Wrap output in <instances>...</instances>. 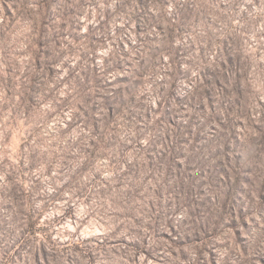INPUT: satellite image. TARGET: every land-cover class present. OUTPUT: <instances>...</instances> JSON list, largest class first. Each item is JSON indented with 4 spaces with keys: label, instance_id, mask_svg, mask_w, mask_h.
<instances>
[{
    "label": "rangeland",
    "instance_id": "374dc122",
    "mask_svg": "<svg viewBox=\"0 0 264 264\" xmlns=\"http://www.w3.org/2000/svg\"><path fill=\"white\" fill-rule=\"evenodd\" d=\"M0 264H264V0H0Z\"/></svg>",
    "mask_w": 264,
    "mask_h": 264
},
{
    "label": "trees",
    "instance_id": "16d2710c",
    "mask_svg": "<svg viewBox=\"0 0 264 264\" xmlns=\"http://www.w3.org/2000/svg\"><path fill=\"white\" fill-rule=\"evenodd\" d=\"M51 58L52 57H50V55H49V59H47V60H45V62L44 63H41V65H43V67H44V69H47V67L46 66H48V64H49V61L51 60ZM54 62H56V59H52ZM43 73H40L36 68H32L31 70H30V72H29V79H30V82H34V83H38L40 86L39 87H41L42 86V83H41V81H40V77H41V75H42ZM42 91H43V89H41V88H38V87H35V86H30L29 87V92L28 93H26V96H27V102L29 101V102H31V100H32V98H33V92L34 93H36V94H42ZM39 104L40 103H37V105L36 106H39ZM30 107H32V106H30ZM40 131H41V129H38V128H36L34 131H33V140H34V137H38L39 135H40ZM60 139H62V138H60ZM32 140V136H30V137H28V141H31ZM34 160V159H33ZM32 160V161H33Z\"/></svg>",
    "mask_w": 264,
    "mask_h": 264
}]
</instances>
